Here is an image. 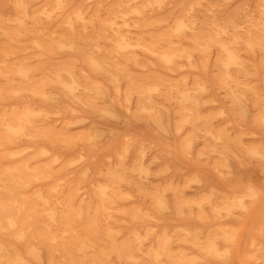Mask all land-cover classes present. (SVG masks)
<instances>
[{"label": "rangeland", "instance_id": "obj_1", "mask_svg": "<svg viewBox=\"0 0 264 264\" xmlns=\"http://www.w3.org/2000/svg\"><path fill=\"white\" fill-rule=\"evenodd\" d=\"M0 72V119L46 133L0 158L23 148L49 173L31 199L134 255L95 264H264V0H0Z\"/></svg>", "mask_w": 264, "mask_h": 264}, {"label": "bare ground", "instance_id": "obj_2", "mask_svg": "<svg viewBox=\"0 0 264 264\" xmlns=\"http://www.w3.org/2000/svg\"><path fill=\"white\" fill-rule=\"evenodd\" d=\"M21 7L26 15L27 4L23 2ZM118 46H127L123 38ZM173 56L175 55L172 52H166L162 54V59L169 61ZM234 57L233 52H228L226 65ZM26 73L22 71L20 74L24 77ZM0 74L4 75L1 72ZM145 88L146 86L140 87L141 90ZM28 112L29 110H23L20 117L13 114L0 119V145L26 139L36 140L46 135L34 119L29 120ZM43 152L45 150L41 149L35 156L43 155ZM0 159L4 160V164L0 165V264H30L22 250L27 255L38 258V243L44 241L48 244L51 242L47 247L49 264H95L104 261L111 252L127 259L134 258L129 252L128 244L117 245L113 239L107 243L95 234L97 229L91 223L99 226V219L89 217L86 224L79 223L80 226L76 228L73 222L86 217L87 213L84 214L81 210L76 213L71 208L61 213L56 203L54 205L49 198H41L40 192H34L38 199H31L27 194L30 185L44 179L49 173L39 164L31 166L23 148L17 152L6 153ZM55 190L57 191L53 188L51 191L56 192ZM99 195L103 211L110 210L109 204L113 203L115 195H106L105 189H101ZM88 247L95 248L97 255H86L85 250ZM168 251V246L164 244L163 253L170 257ZM82 253L83 255H79ZM260 255L264 263V249ZM152 257L156 259L158 254H153Z\"/></svg>", "mask_w": 264, "mask_h": 264}]
</instances>
